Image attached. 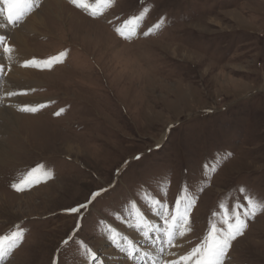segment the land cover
Segmentation results:
<instances>
[{"label":"rangeland","instance_id":"1","mask_svg":"<svg viewBox=\"0 0 264 264\" xmlns=\"http://www.w3.org/2000/svg\"><path fill=\"white\" fill-rule=\"evenodd\" d=\"M52 1L22 0L20 23L0 14L16 28L43 20L22 36L37 63L24 93L44 99L34 113L13 104L27 119L0 132V264H132L112 251L113 230L125 247L147 231L131 239L156 257L137 216L163 227L158 210L186 208L179 251L239 216L247 226L224 264H264V0ZM36 169L40 181L24 184Z\"/></svg>","mask_w":264,"mask_h":264},{"label":"snow or ice","instance_id":"2","mask_svg":"<svg viewBox=\"0 0 264 264\" xmlns=\"http://www.w3.org/2000/svg\"><path fill=\"white\" fill-rule=\"evenodd\" d=\"M69 2L72 5L80 7L79 0H69ZM0 6H2L0 7V14L5 15L9 23L15 24L21 22V18L24 15V8L21 7V0L14 18L8 13L7 0H0ZM25 6H27L26 3ZM4 39L5 38L3 36H0V40ZM10 48V44H5L3 47V51L7 53L10 51ZM63 55L64 53H61L57 56L49 58L47 61H44L43 63L45 67L52 65L53 63L60 62ZM30 64L32 66H35L36 61L32 60L31 62H26L24 66L28 67L30 66ZM21 110L32 113L37 111L36 108L28 107H25ZM62 112L63 109H61L60 112L54 113V115H60ZM136 159H140V157L137 156ZM36 171H38V169L27 172L26 179L23 181V183H31L33 177H35V179L39 182L40 177L35 176ZM47 178H49V174L45 173V181ZM12 187L17 191L22 190L17 184H13ZM99 194V192L94 193L93 197ZM85 207H87L86 204L72 207L70 209H66L65 211L68 213H80L81 210ZM254 214L255 209L252 212V215ZM157 215L163 220V227H157L154 229L155 238L151 240V244L155 248V251L157 253L156 257H152L151 253H145V259L138 260L137 257L139 256V252L134 245L132 246V251H129L128 248L121 244L118 239H112V243L114 244V246L119 249L120 252L126 253L129 261L132 262V264H147L148 257H152L151 264H224V258L228 253L231 242L234 241L238 236L242 235L244 229L247 226L245 220L237 216L235 219V223H229L227 226V230L217 233L218 238L211 240V242L199 243L191 249H186L179 253H172L169 250L176 247L177 234H179L180 236H184L186 231H188L190 228V215L188 209L186 208L184 213L180 215H167L163 212V210H158ZM245 215L248 214L246 213ZM138 219H140L139 215ZM135 227L136 229L143 230L144 224L137 223ZM15 235L16 238L19 239L22 234L16 233ZM148 235L149 233L145 231L144 237L147 238ZM6 254L7 250L2 246V244H0V260H3ZM163 256H171L172 258L165 260L163 259ZM92 264H96L95 257H93Z\"/></svg>","mask_w":264,"mask_h":264},{"label":"bare ground","instance_id":"3","mask_svg":"<svg viewBox=\"0 0 264 264\" xmlns=\"http://www.w3.org/2000/svg\"><path fill=\"white\" fill-rule=\"evenodd\" d=\"M15 1H17V0H15ZM15 1L7 0V4L8 5H11V4L14 5ZM47 1L48 0H44L43 3L46 4V3H48ZM102 1L103 0H95V3H93L91 1L92 5L90 4L91 5L90 7L92 8V10L95 11V10L100 9L103 5ZM52 2H53V6H55V5L57 6L60 3H62V0H53ZM79 2L81 4L87 3L86 0H79ZM42 6H44V5H42ZM21 7H23V6H21ZM16 10H17L16 8H11L12 17H15ZM42 21L43 20L39 16L38 11L30 14L29 17H27L25 19L26 23L22 26H19V28H16L15 26L14 27H9V25L7 26V24L0 17V36H3L5 38L9 37L8 40H5V41L0 40V105H1V103H3L2 107L0 108V132H2V131L5 132L6 128L8 126L12 129L18 128V123H20L19 120L20 119H27V117L25 115L16 113L14 110H12V106H14V105L19 106V108H21V109H23L25 107L39 108L44 103V99L34 98V97H31L29 94L24 93L26 91L32 90V88L34 87V86H32V85H34V80H32L30 78V75H29L30 70L24 66L26 62H31L32 58L29 56L30 54L27 53V51L24 49L25 40L22 36V31H24V29L28 28V25L30 26L29 29L32 28V30H33V28H34V27H32L33 24L42 23ZM121 32L123 34H130L133 32V28H132V26L127 27L126 25H123ZM5 44L11 45L10 51L7 53H5L3 51V47ZM30 66L32 67L31 64H30ZM9 106H11V108ZM19 127H21V126L19 125ZM7 131H8V129H7ZM11 135L12 134H8L7 136L12 137ZM3 141L4 140L0 139V161H3V159L5 158V155H6L5 154L6 152L3 148V146L1 145V144H3L2 143ZM174 215H177V214H174ZM139 217H140V219H138V216H137V219L134 221L135 222V224H133L134 229L136 228L135 225L137 223L144 224L143 230L148 229V230L154 231L155 228L161 227L159 225L161 221H159V222L156 221V217H149V216L144 215V214H139ZM131 232L137 233V234H135V235L134 234H127V236H125V239H126V240H124L125 245L129 251H132L133 245L137 246V244L135 243L136 240L144 241V233L143 232L138 233V232H135V230H132ZM122 233H123V231H121V230H118V231L113 230L112 231L109 240L111 241L110 243L113 246H114V244L112 243L113 238L118 239L120 241V243L122 244V242H123V237L121 236ZM142 233H143V236H141ZM177 236H178V234H177ZM131 238L135 239V241L132 240ZM182 242L183 241L181 240L180 243H176V247H174L173 249H171L169 251L172 253H175V250H178L177 253L184 251L185 248L180 250V251L178 249V246L179 245L181 246ZM9 248H10V246H9ZM115 248H116L115 246L112 248L113 252H117L116 250H114ZM136 249L139 252V256L137 257V259L138 260H144L145 259L144 254L148 253V252L140 251L141 249L139 248V246H137ZM124 256L127 257V254ZM152 257H148L147 264L148 263L151 264ZM163 257H164L163 259H165V260L172 258L171 256H163ZM149 259H150V262H149ZM100 261H104V260L100 259ZM110 261H113V260H110ZM97 264H99V263H97Z\"/></svg>","mask_w":264,"mask_h":264}]
</instances>
